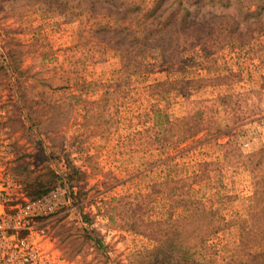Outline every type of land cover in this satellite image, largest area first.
Listing matches in <instances>:
<instances>
[{"label": "rangeland", "instance_id": "374dc122", "mask_svg": "<svg viewBox=\"0 0 264 264\" xmlns=\"http://www.w3.org/2000/svg\"><path fill=\"white\" fill-rule=\"evenodd\" d=\"M81 28L36 0H0V179L20 222L0 264H153V223L185 215V194L233 222L207 242L213 264H251L235 253L264 167V35L240 45L217 29L126 79ZM52 171L63 186L29 199L25 181L47 188Z\"/></svg>", "mask_w": 264, "mask_h": 264}, {"label": "trees", "instance_id": "16d2710c", "mask_svg": "<svg viewBox=\"0 0 264 264\" xmlns=\"http://www.w3.org/2000/svg\"><path fill=\"white\" fill-rule=\"evenodd\" d=\"M36 4L42 12L59 13L67 22L81 21V42L92 41L117 52L120 72L126 79L149 70L151 59L178 61L183 52L207 41L217 29L222 28L230 41L240 45L257 33L264 35V0H152L151 5L142 0H36ZM173 5L174 10L166 15ZM204 7L219 11L209 18L198 17L197 10ZM4 61L8 69L12 63L6 58ZM251 156L257 158L259 153ZM254 162L256 190L250 215L238 222L240 237L235 256L245 263L264 264V167L260 161ZM70 168L66 183L72 186L77 171ZM51 175L47 188L37 178L25 181L29 199L41 198L63 186L65 179L58 172ZM181 205L186 213L177 221L153 223L157 229L152 236V263L213 264L215 252L207 242L233 222L218 209H206L186 194Z\"/></svg>", "mask_w": 264, "mask_h": 264}, {"label": "built area", "instance_id": "2783aa9c", "mask_svg": "<svg viewBox=\"0 0 264 264\" xmlns=\"http://www.w3.org/2000/svg\"><path fill=\"white\" fill-rule=\"evenodd\" d=\"M59 190H55L54 192H52V194H56L58 193ZM6 183L1 181L0 179V259H4V252H2V246H7V242L9 239L8 236V231L9 229L13 228V229H17V227L19 226L20 222L17 220H13V218L9 217L6 213V209H5V197H6ZM44 196H42L41 198H38L36 200L42 199L44 198ZM17 244L23 245L24 244V239L21 240H17ZM17 244H15V246H17Z\"/></svg>", "mask_w": 264, "mask_h": 264}]
</instances>
